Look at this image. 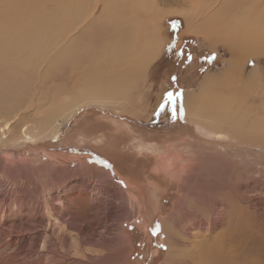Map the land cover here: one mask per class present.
<instances>
[{
	"label": "rangeland",
	"instance_id": "374dc122",
	"mask_svg": "<svg viewBox=\"0 0 264 264\" xmlns=\"http://www.w3.org/2000/svg\"><path fill=\"white\" fill-rule=\"evenodd\" d=\"M72 1L0 0V14L4 20L2 24L13 26L16 31L12 28L13 39L9 44L14 45V41L18 40L17 57L23 62L22 65L15 63L16 59L10 58L12 56L9 54L5 55L6 60L0 57L3 70L0 68V76L5 78L2 80L0 77V99L3 100L0 101V123L15 117L20 125L38 128L44 116L45 122L37 130H44L47 134L34 140L13 137L12 141L4 142L0 138V264H165L170 258L171 248L183 249L185 243L194 241L201 234L210 240L209 264H264V146L240 140L233 141L242 143L207 139L205 134V137L197 134L192 126L185 124L179 115L173 121H166L160 114L158 120L155 117L150 121L120 111V108H130L131 103L135 102L134 109L139 110V117H143L147 111L157 110L155 106L161 98V111L165 110L168 102H165L164 93H171L179 99L182 92L195 88L187 87L192 84L189 80L194 79V85L198 84L204 72L210 70L223 81L233 77L235 93L243 91L239 85L250 88L254 87L251 81H261L255 91L249 94L248 102L252 117L258 121L264 136V105L259 101L264 100V55L228 44H225L227 47L222 44L216 51L210 50L203 46L204 37L194 35L198 37L196 43L210 51L213 57L204 71L188 76V71L198 72L195 58L182 69L172 64V60L180 54L178 48L182 45V37L187 36L183 34L185 17L165 13L166 16L159 17L156 32L160 45L164 43L163 51L148 66L140 88L135 89L131 97L138 95L140 98L137 101L121 99L114 103L121 96L112 98L108 81L114 80L117 72L112 63L107 61L109 55L102 54L99 60L103 71L92 74L101 76L100 82L106 83L107 87L95 83L97 78L90 75L87 76L89 81L85 89L93 91L94 87L100 86L101 92L107 90L110 97L108 105H86L73 116L67 117L69 105L79 98L84 88L75 83L82 84L79 80L83 73L65 61L59 62L54 71L49 73H44L45 67L65 52L66 46L73 42L82 44L84 36L88 37L90 43H96L108 31H114L110 23L106 24L100 18L97 19L99 22L93 20L110 8L112 0H85L90 11L89 18L63 33L61 30L65 29V16L69 18V13L64 12L68 10V3L70 9L74 7ZM116 1L122 5L121 0ZM248 2L238 0L237 6L242 8ZM117 3L115 6L121 11L122 19L126 20L125 24L129 22L131 27L138 29V24L143 23V27L149 31L152 20H158L153 19V13L133 10L130 0L126 4L123 1V7ZM47 13H50L49 17ZM172 17H179L180 24H169L168 19ZM49 18L57 21L55 23L53 20L54 26L48 25L54 29L44 26V23L51 24ZM176 26L182 28L179 33ZM193 32L196 31L193 29ZM169 46L173 50L171 59L165 56ZM29 51L31 53H27ZM232 57L239 62L237 69L226 73L225 69ZM28 58L31 59L29 63H33L32 67L27 62ZM7 60L12 66L8 62L4 64ZM216 62L221 69L214 68ZM3 65H7L13 74L16 72V77L15 74L12 75L15 78L10 77L12 73L7 74L8 70ZM26 65L31 69H26ZM16 66L20 71L13 72ZM173 74L188 78L180 92L171 83ZM253 74H257L258 79ZM57 83L70 88L64 87L60 91ZM15 87L19 90L18 94L16 90L12 93ZM68 91L72 93L65 99ZM229 91L227 89L224 94ZM34 99L35 102L31 104ZM231 108L234 106L225 108L226 115H229ZM238 112L232 110L234 115L231 116L234 117ZM232 128L237 134H243L238 126L232 124ZM76 171L82 175L81 178L75 174ZM96 172L105 176L102 182L93 179L97 177L92 176ZM82 183L91 192L82 214L73 215V211L63 209L61 213L69 218H64L68 219L66 222L55 215H48L54 214L52 206L46 202L50 192L56 195L63 192L60 189L66 186ZM90 186L95 190L91 191ZM116 189L121 192L114 199L112 194L116 193ZM41 199L44 200L42 205L45 210L42 212L37 208ZM112 203H116V207ZM4 209L9 212L3 213ZM76 211L79 212V209ZM110 211H114L113 216ZM27 220L32 222L33 229L23 231L20 223ZM215 223L218 224L216 229L213 226ZM78 226L86 232L91 230L93 236H79ZM233 232L234 235H227ZM226 235L228 240L225 239ZM98 240L106 242V245L96 242ZM215 241L220 243V247H226L220 249ZM23 246L29 251L28 254H20V247ZM236 249H239V253ZM50 250H59L61 254H58L64 257L58 262Z\"/></svg>",
	"mask_w": 264,
	"mask_h": 264
},
{
	"label": "bare ground",
	"instance_id": "6f19581e",
	"mask_svg": "<svg viewBox=\"0 0 264 264\" xmlns=\"http://www.w3.org/2000/svg\"><path fill=\"white\" fill-rule=\"evenodd\" d=\"M123 1L126 4V2L128 0H121L122 5H123ZM237 2H238V0H130V6L132 7L133 10H136V11L142 10V11H146L148 13H153L154 14V15L152 14L153 19L154 18L159 19V17L163 16L165 13H169V14L170 13H180L185 17L187 25L192 30L194 29L196 32H202V34L206 35L207 37L212 36L214 31H218V33H219L218 36L220 37V41H224L225 44L231 45L237 49L238 48L245 49V50H247V52L249 50H250V52H251V50H253V52L256 54L264 55V0H254V1L249 0V2L247 4H245L242 8H238ZM115 3H117V1L112 0L110 8L107 9V11L105 13L100 14L101 16H98L96 14L98 16V18L93 19L94 22L95 21L99 22V20H97V19L100 18L106 24L110 23V27L112 29H114V31H112V30L108 31L103 36V38L101 40H99V41L103 42L102 44L101 43L98 44L99 43L98 40H96V43H90L88 41L89 40L88 37L84 36L82 44H78L76 42H73L71 45L66 46V48L64 49L65 52L58 55V57L54 61H52V63L49 66L47 65L44 69V73H49L50 71H54V68L57 67V64L59 62L65 61L67 64L75 66V68H77L78 70H80L83 73V77L79 80L80 83H82V84H79L78 82H75V83L77 85L84 86V88L81 89L82 92H81V95L79 96V98L75 99L72 102V104L69 105L68 113L66 114L67 117L73 116L83 106H86V105H90V104H94V103L99 104L100 106H107L108 105V103H109L108 98H110V97L107 95L108 93H106L107 90H105L103 88V91L105 90V93H103V92H101V89H100V86L107 87L106 83H104L103 81L100 82L101 76H95L94 74H92V73H101L103 71L102 70L103 65L101 64V62L99 60V57L103 56L102 54H104V55L106 54L107 56L109 55L107 58L108 59L107 61H109V63L110 62L112 63V65L115 67L116 72H117V76L113 73L114 76H116V78L115 79L113 78L114 80H112V81L110 80L111 81L110 83L108 81V84H109L108 88H109V91L111 92L112 98L114 96H121L120 98H116L118 100H115L114 103H116L117 101H119L121 99H124V100L130 99L133 96L134 90L139 87V84H141V79H142L144 73L146 72V69L148 68V66L153 62V60L158 55V48L160 46V40L157 39V36H156V32H157V30H156L157 27H155L156 22L155 21L153 22V20H152L151 27L149 28V31H147L146 27H143L144 26L143 23L140 25L138 24V26H140V27H138V29L136 27H131L129 22L125 24L126 20L122 19V17H121L122 13H119L120 10H118V8H116L117 5L115 6ZM71 4H72V6L74 5V7L72 9H70L69 3H68V6H67L68 10L64 12L65 14L69 13L68 14L69 18H67L65 16V24H64L65 29L61 30L63 33H67L69 31H71L76 26H78V24L81 23L85 18H89L88 13L90 11L87 9V5H86L85 0H74L71 2ZM122 5L118 4V6L123 7ZM117 11H118V13H117ZM197 13H200V17L203 20L202 25H200L198 27L194 26V22H193V21H195L194 20L195 14H197ZM47 14H48L47 16L49 17L50 13H47ZM93 14H95V13H93ZM61 15H62V13H61ZM186 16H193V17H191L188 20ZM56 19H58V18H55V20ZM49 20L50 21L52 20L51 24L50 23L49 24L44 23L45 27H47L48 25L54 26L55 20L50 19V18H49ZM53 20H54V22H53ZM59 21H60V19H59ZM2 22H4V20L1 18V14H0V57L3 60H6L5 55L9 54L12 56L10 58L14 57L16 59V62L14 61L15 63L22 65L23 62H22V60H20L21 58L18 59V57H17L19 55L18 54L19 44L17 45L18 40L14 41V45L9 44L11 42V40L13 39V31H15L14 30L15 28L13 26H8L5 24H2ZM43 22H41V24H43ZM49 26H48V28L53 27V26H51V27H49ZM80 26H81V24H80ZM45 27H43V28H45ZM12 28H13V31H12ZM54 28L55 27H53L52 29H54ZM190 28H188V29H190ZM58 31H60V30H58ZM78 40H80V39H78ZM34 44H36V42ZM235 52H236V50H235ZM27 53H31V52L29 51ZM26 57H27V55H26ZM1 58H0V62H2ZM29 59L30 58H28L27 60H29ZM8 60L5 61L6 63H4V64H7ZM30 60L27 61L29 66H31V64L33 65V63H29V62H31ZM19 61L22 63H20ZM238 63L239 62L237 60H235L233 57L230 58L228 67L225 69L226 73L230 70L237 69ZM8 64H10V63L8 62ZM10 65L12 66V64H10ZM107 65H106V67H107ZM43 66H44V64H43ZM4 67H6V70H8L7 65ZM18 67H21V66H18ZM0 68L2 70V67H0ZM15 68H17V66ZM27 68H29V67L26 65V69ZM33 68H35V67H33ZM18 69L19 68L14 69V70L12 69V71L14 72L15 70L17 71ZM29 69H31V68H29ZM6 70H4V71H6ZM24 70L25 69H23L22 71H24ZM18 71H20V69ZM28 71L29 70H26V72H28ZM75 71H77V70H75ZM24 72H22V73H24ZM9 73H12V72H10V70H8L7 74H9ZM32 73H30V74L32 75ZM37 73H38V71H37ZM226 73L224 74V76L226 75ZM14 74L12 73L10 75V77H14V76H12ZM26 75H28V74H26ZM90 75H93L97 78L94 80L95 83H98V84L100 83L99 88L94 87L93 91L91 89H85V87H88V85L86 86V82L89 81L87 79V76H90ZM253 75H254L255 79H258L257 74H253ZM2 76H0L1 79L2 80L5 79ZM15 77H16V74H15ZM26 77H28V76H26ZM217 79L219 81H217ZM108 80H109V78H108ZM6 81H4V82L7 83L8 81L7 82ZM224 81L220 77H215L214 72L211 73L210 70L207 73H205L204 81L200 82L198 94L193 93L190 96H187L186 100L184 101L186 111H188L191 115L194 116L196 122L198 123V129L203 134H205L209 137H212V138L219 140V141L240 140L244 143L252 142V143H257V145L261 144V146H264L263 132L260 130V126L258 125L259 124L258 121H255L253 119L252 113L250 112V110L252 108L248 102L249 94L253 90L255 91L258 83H260L261 81L259 80L256 82V80H254V83H253V81H251L250 83L254 87H250V88L247 87L246 88L250 92H245L246 89H244V91L239 92V93H235L234 78L233 77L226 79L225 82ZM75 83H73V84H75ZM57 85H58V87H60V89H58L60 91H61V88H64V87L66 89L70 88V87H68L64 84H60V83H57ZM13 88H14V86H13ZM54 89H56V88L54 87ZM227 89H229L230 91L225 95L224 92ZM15 90H16V87L14 90H12V93H14L13 91H15ZM17 90H16V92H17ZM6 91L8 92V90H6ZM18 92H19V90H18ZM18 92H17V94H18ZM71 93H72V91H68V92H66V94L64 92L63 93V94H65L64 98L67 99L71 95ZM58 94H60V93H58ZM135 94H137V93L135 92ZM2 97H4V96H2ZM211 97L214 98V101L212 100ZM139 98H140V96L137 95L136 97L134 96L131 99L134 101H137ZM49 99H50V97H49ZM49 99H47V100H49ZM0 101H3V100L0 99ZM11 101H13V99ZM52 101H53V99H52ZM259 101H260V103L263 102V105H264L263 99H261V100L259 99ZM32 102L34 103L35 99H34V101H31L30 103L32 104ZM45 102H47V101H45ZM58 102L59 101H57V103ZM134 103L135 102L131 103L132 105L130 108L129 107L120 108V111L130 112L133 115H140L138 113L139 110L137 111L134 109V105H135ZM64 104H66V101ZM128 105H130V104H128ZM229 105L234 106V108H231L228 112L229 115H226L225 108ZM39 109H40V107H39ZM232 110H235L236 112L239 111V112L234 117H232L231 115H234V113H231ZM42 112L44 113L45 111H42ZM188 116L189 115H186V117H188ZM227 116L232 117V119L230 117L225 119V117H227ZM45 118L43 116L42 121H40L41 126L45 122ZM232 124L234 127L238 126L243 134H237L234 131V129L232 128ZM58 125H60V123ZM40 127H38V128H40ZM38 128L36 126L33 127L32 125L31 126H29V125L25 126V124L20 125L19 122L16 121L15 117L14 118H8V119H5L3 122L0 123V138L4 142H10L13 140V137L14 138L24 137V138H29V139L34 140L36 138H40V137L45 136L44 134H46V133L44 132V130H41L40 132H38V130H37ZM259 135H261V137ZM248 138L251 139L252 141L249 140ZM77 171H79V170H77ZM76 172H75V174L81 178L82 175H80L79 172H77V173ZM92 176H97V177L93 178L97 182H102L101 180H103L105 178L104 175L97 174V172L94 173ZM74 177H75V175H74ZM99 177H102V178H99ZM89 181H90V179H89ZM75 182H77V181H75ZM90 187H91V191H92V189L95 190V188H92V186H90ZM60 190H62L63 192L56 193V195L51 194V192H50L49 195L46 196V200H47L46 202L50 203V205L52 206V210H54V212L52 211V213H54V214H49L48 211H47V213H48V215H51V216L55 215L57 218H60L63 222H66V221H68L69 218L67 216L63 215L61 213V210L66 209L69 211H73V215L82 214V212L86 206L85 202H87L86 200L89 199L91 192H89L87 190V187L84 186L83 183L66 186ZM97 190L99 191L100 189L97 188ZM115 192L116 193L112 194L114 199L117 198V195L121 191L116 189ZM99 193L101 194V192H99ZM43 201L44 200L41 199L39 201V203L37 204V208L39 209L38 211L42 212L44 210L43 205H42ZM5 202L7 203L6 199H5ZM115 204L116 203H112V205L114 207H116ZM77 209H79V212L76 211ZM8 212H9L8 210L4 209L3 213H8ZM110 214H111V216H113L114 211H110ZM110 214H109V216H110ZM83 217H84V215H83ZM64 218H68V219H64ZM80 218H82V217H80ZM20 224H21L20 227L22 228L23 231L33 229V226L31 225L32 222L30 223L28 220L26 222H22ZM67 224H68V222H67ZM213 226L215 227V229L218 228L217 223H215ZM17 228H19V223L17 224ZM240 228H242V227H240ZM76 229L78 230V235L81 237L87 236V235L89 236V234L92 235L91 230L86 232V230L80 226H78ZM225 233H226V231H225ZM225 233H224V235H225ZM65 234H63L64 238H66ZM230 234L234 235L235 233L234 232L233 233H227L228 236H230ZM227 235L225 236L226 240H228ZM193 236H194V234L192 235V237ZM217 237H220V236H217ZM221 237H220V239H221ZM232 237H236V236H232ZM217 240H219V239H217ZM233 240H234V238H233ZM209 241L210 240L206 236L201 234V235H197V237L194 239V241L191 240V242L185 243L186 245L183 249L171 248L172 252H171L170 258H169V260H167V262L165 264H176V263H179V264H209V262L211 261V260L209 261V259H208V253L210 252V251L208 252V247L210 246ZM96 242H101L102 243L101 245H103V246L106 245V242H102L99 240ZM212 242H214V241H211V243ZM216 242L217 241H215V243ZM235 242L236 241H234L233 243H235ZM222 243L224 244L225 242H222ZM230 244L231 243H229V245ZM217 245L219 246L220 243H218ZM213 246H214V244H213ZM224 246L226 247V245H224ZM224 246H222V247H224ZM222 247L219 246L220 249H222ZM238 247H239V245H237V248ZM224 249L225 248H223V250ZM239 249L238 250L236 249L238 253H239ZM25 252H26V254L29 253V251H27L25 246H23L22 248L20 247V254L25 253ZM49 252L53 254L54 258L58 262H59V260H61L64 257V256L62 257L61 255H59V254H61L59 252V250H57V251L50 250ZM221 252H223V251H221ZM233 255H234V253H233ZM237 257H238V255H237ZM210 259H212V258H210ZM230 260H232V259H230ZM216 261H217L216 263H218V258ZM88 263L91 264L92 262H88ZM220 263H218V264H220ZM213 264H214V262H213ZM223 264H225V263L223 262Z\"/></svg>",
	"mask_w": 264,
	"mask_h": 264
},
{
	"label": "crops",
	"instance_id": "0c3cea01",
	"mask_svg": "<svg viewBox=\"0 0 264 264\" xmlns=\"http://www.w3.org/2000/svg\"><path fill=\"white\" fill-rule=\"evenodd\" d=\"M170 14H178V15H181V16H183L182 14H179V13H170ZM140 15H142V14H140ZM144 15H145V13H144ZM147 15V14H146ZM167 15V14H166ZM166 15H164V16H166ZM185 15V14H184ZM148 16V15H147ZM187 17V19L189 20L191 17H193V16H186ZM199 19V20H198ZM159 20L160 19H158L157 20V22H156V26L155 27H157L158 28V23H159ZM195 21H193L194 22V26H196V27H198V26H200V25H202V19H201V17H200V13H197V14H195V19H194ZM198 22H197V21ZM157 28H156V30H157ZM188 28H190V27H188L187 25H186V22H185V27H184V29H183V34H186V35H189V34H193V35H200V36H202V37H204V44H203V46L205 47V48H208V49H210V50H214V51H216L217 49H218V47H220L222 44L223 45H225V42L224 41H220V37L218 36V31H214L213 32V34H212V36H208V37H206V36H204L203 34H202V32H193V30L191 29H188ZM216 33V34H215ZM214 38V39H213ZM219 38V39H218ZM215 40V41H214ZM163 45H164V43L162 42L161 43V45L159 46V48H158V56H157V58L154 60V62L158 59V57L161 55V53H162V48H163ZM226 46V45H225ZM227 47V46H226ZM153 62V63H154ZM206 72V71H205ZM205 72H204V74H203V76L205 75ZM225 73H221V75H224ZM201 77V79L199 80V82H198V86H196L195 88H193V89H190V90H187V91H184V92H182L181 93V95H180V97H179V99L176 97V96H174V95H172L171 93V95L170 94H165L164 93V95L163 96H166L165 97V102H168V107H167V109L165 108V110H162L161 111V109L163 108V99L161 98L160 99V101L158 102V104L155 106V108H157V110H153L152 112H150V111H147V114L145 115V116H143V117H139L138 115H135L137 118H141V119H143V118H146V119H148V120H150L151 121V119H154L155 117V120H158L157 118L159 117L158 115H160L161 114V116L163 115L164 116V119H166V121H173L175 118H176V116L177 115H179V117L181 118V120L185 123V124H187V125H189V126H192L194 129H195V131L197 132V134H200V135H202V136H204L203 135V133L198 129V123L196 122V120H195V118H194V116L193 115H191L188 111H186V108H185V105H184V101L186 100V98H187V96H190L191 94H198V92H199V85H200V82H202V81H204V77ZM144 81V80H143ZM246 83V82H245ZM244 83V84H245ZM239 84H242L241 82L239 83ZM239 84H237V85H239ZM239 88L241 89V90H243L244 91V89H246L247 87H245V86H242V85H239ZM196 89V90H195ZM245 92H250L248 89H246L245 90ZM251 94V93H250ZM178 100V101H177ZM170 101H171V104H170ZM178 102V103H177ZM170 104V105H169ZM177 104H178V109H177ZM186 115H189L188 117H186ZM207 136V135H206ZM205 137V136H204ZM205 138H207V139H210V140H213V141H217V142H239V143H242V142H240V141H233V140H228V141H218V140H216V139H213V138H210V137H205ZM215 149H220L219 147L217 148V147H215Z\"/></svg>",
	"mask_w": 264,
	"mask_h": 264
},
{
	"label": "trees",
	"instance_id": "16d2710c",
	"mask_svg": "<svg viewBox=\"0 0 264 264\" xmlns=\"http://www.w3.org/2000/svg\"><path fill=\"white\" fill-rule=\"evenodd\" d=\"M168 19V18H167ZM169 24H171L173 26V24L178 23V25L180 24V18L179 17H172L168 19ZM175 29H177V32L179 33L182 28L180 27H175ZM198 37L194 36V35H187V36H183L182 37V45H180V47L178 48L180 54L178 53V57L174 60H172V64L177 65L178 67H180V69H182L183 67L187 66L191 59L195 58V65L196 68L198 69V72L194 71H188V76L191 74H199L200 71H204L208 65H210L211 61H212V57L213 54L208 51L207 49L200 47V45H198V43H196V39ZM167 53L165 54V56H168L169 59H171V54H173V50H172V46H169L168 48H166ZM186 53H188L189 55H186ZM163 54V55H164ZM188 56V57H186ZM196 56V57H195ZM187 60V61H186ZM186 61V62H185ZM185 62V64H183ZM174 74L171 75V83H173V87L175 86V89L178 90L179 92L182 91V87L183 85L188 82V78L186 77H177ZM195 78H198L197 75H194ZM191 81L192 84H188L187 87H196L197 84L194 85L195 81L193 80H189ZM181 88V90H180ZM175 92V91H174Z\"/></svg>",
	"mask_w": 264,
	"mask_h": 264
},
{
	"label": "built area",
	"instance_id": "2783aa9c",
	"mask_svg": "<svg viewBox=\"0 0 264 264\" xmlns=\"http://www.w3.org/2000/svg\"><path fill=\"white\" fill-rule=\"evenodd\" d=\"M221 54H223V53H221ZM214 68H216V69H221V67H220V65L218 64V62H216V64H214Z\"/></svg>",
	"mask_w": 264,
	"mask_h": 264
},
{
	"label": "snow or ice",
	"instance_id": "6c2138e0",
	"mask_svg": "<svg viewBox=\"0 0 264 264\" xmlns=\"http://www.w3.org/2000/svg\"><path fill=\"white\" fill-rule=\"evenodd\" d=\"M171 95V94H170Z\"/></svg>",
	"mask_w": 264,
	"mask_h": 264
}]
</instances>
